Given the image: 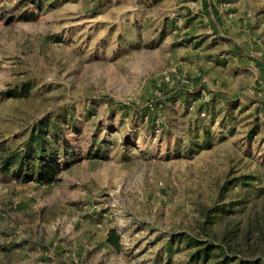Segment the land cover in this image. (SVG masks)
<instances>
[{"label": "rangeland", "instance_id": "374dc122", "mask_svg": "<svg viewBox=\"0 0 264 264\" xmlns=\"http://www.w3.org/2000/svg\"><path fill=\"white\" fill-rule=\"evenodd\" d=\"M46 118L82 158L0 167V264H264V0H0V162Z\"/></svg>", "mask_w": 264, "mask_h": 264}, {"label": "trees", "instance_id": "16d2710c", "mask_svg": "<svg viewBox=\"0 0 264 264\" xmlns=\"http://www.w3.org/2000/svg\"><path fill=\"white\" fill-rule=\"evenodd\" d=\"M49 121L50 118L40 119L33 124L24 148L20 151H10L2 157L0 162L2 171H10L15 178L23 181L34 180L49 185L59 180V174L63 170L82 158L74 151L70 141L61 135L62 132L58 126L49 127ZM63 121L68 120L64 118ZM65 126L69 127L67 123ZM47 136H50V139ZM61 157L64 159L63 162L59 163L57 162L59 160H55ZM106 241L115 249H119V236L114 228L108 230ZM215 248L205 246L197 250L194 255L206 258L210 250L213 251ZM219 264H228L226 257ZM235 264L249 263L239 260Z\"/></svg>", "mask_w": 264, "mask_h": 264}, {"label": "built area", "instance_id": "2783aa9c", "mask_svg": "<svg viewBox=\"0 0 264 264\" xmlns=\"http://www.w3.org/2000/svg\"><path fill=\"white\" fill-rule=\"evenodd\" d=\"M153 108H154V103H151V102H150V103L148 104V109H149V110H152Z\"/></svg>", "mask_w": 264, "mask_h": 264}]
</instances>
